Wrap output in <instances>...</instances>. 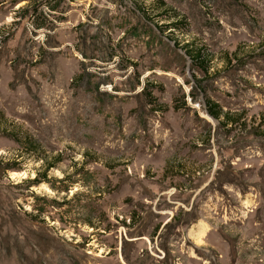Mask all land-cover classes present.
<instances>
[{"label": "rangeland", "instance_id": "374dc122", "mask_svg": "<svg viewBox=\"0 0 264 264\" xmlns=\"http://www.w3.org/2000/svg\"><path fill=\"white\" fill-rule=\"evenodd\" d=\"M0 264H264V0H0Z\"/></svg>", "mask_w": 264, "mask_h": 264}, {"label": "trees", "instance_id": "16d2710c", "mask_svg": "<svg viewBox=\"0 0 264 264\" xmlns=\"http://www.w3.org/2000/svg\"><path fill=\"white\" fill-rule=\"evenodd\" d=\"M205 104H206V112L211 117L217 118L219 114H221V110L218 107V105H216V103H213L208 99H205Z\"/></svg>", "mask_w": 264, "mask_h": 264}]
</instances>
